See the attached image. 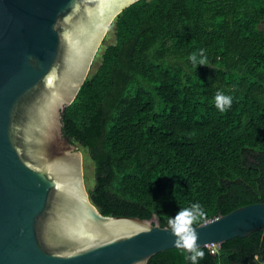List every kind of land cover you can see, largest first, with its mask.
Instances as JSON below:
<instances>
[{
    "label": "trees",
    "instance_id": "trees-1",
    "mask_svg": "<svg viewBox=\"0 0 264 264\" xmlns=\"http://www.w3.org/2000/svg\"><path fill=\"white\" fill-rule=\"evenodd\" d=\"M109 27L114 42L61 113L93 163L98 211L168 227L195 202L206 220L264 202V0H138ZM200 49L208 65L195 68ZM203 250L199 264H264V229ZM148 264H185V252Z\"/></svg>",
    "mask_w": 264,
    "mask_h": 264
},
{
    "label": "water",
    "instance_id": "water-1",
    "mask_svg": "<svg viewBox=\"0 0 264 264\" xmlns=\"http://www.w3.org/2000/svg\"><path fill=\"white\" fill-rule=\"evenodd\" d=\"M129 5L0 0V264H148L175 248L155 214L98 211L86 189L82 152L62 132L61 113L88 76L110 24ZM203 222L208 226L196 227L201 246L244 238L264 229V202Z\"/></svg>",
    "mask_w": 264,
    "mask_h": 264
},
{
    "label": "clouds",
    "instance_id": "clouds-1",
    "mask_svg": "<svg viewBox=\"0 0 264 264\" xmlns=\"http://www.w3.org/2000/svg\"><path fill=\"white\" fill-rule=\"evenodd\" d=\"M135 2L136 0H129L130 4ZM188 58L195 68L197 65H208L204 49H200L199 53L193 52ZM214 99L216 107L221 112H225L231 106L232 97L225 95L222 91L218 90ZM206 219L207 212L198 202L192 203L188 207L180 208L168 218V230L175 237L173 245L188 254L187 259L190 264H199V261L205 257L203 248L207 244L203 246L198 244L199 233L196 231V227L197 225L199 227H207L208 224L203 222ZM212 222L215 223L217 221ZM145 231H151V227H147Z\"/></svg>",
    "mask_w": 264,
    "mask_h": 264
},
{
    "label": "rangeland",
    "instance_id": "rangeland-1",
    "mask_svg": "<svg viewBox=\"0 0 264 264\" xmlns=\"http://www.w3.org/2000/svg\"><path fill=\"white\" fill-rule=\"evenodd\" d=\"M114 42V33H113V29L109 27L104 40L102 41L94 59L93 62L90 66V70H89V74L93 73L95 71V69L97 68L98 64H99V59H100V53L102 52V50L108 45ZM76 145L78 146V148L80 149V151L82 152V158H83V173L84 175H87V181H85V185H93V163L91 161V159L89 158L87 152L85 151V149L77 142H75Z\"/></svg>",
    "mask_w": 264,
    "mask_h": 264
},
{
    "label": "built area",
    "instance_id": "built-area-1",
    "mask_svg": "<svg viewBox=\"0 0 264 264\" xmlns=\"http://www.w3.org/2000/svg\"><path fill=\"white\" fill-rule=\"evenodd\" d=\"M207 248L210 250L211 253H215L216 250H217V248H218V245H216V246H211V247H207ZM213 249H215V251H213Z\"/></svg>",
    "mask_w": 264,
    "mask_h": 264
}]
</instances>
